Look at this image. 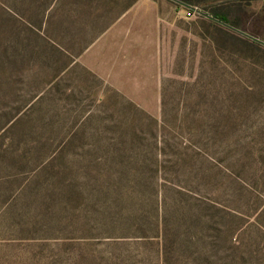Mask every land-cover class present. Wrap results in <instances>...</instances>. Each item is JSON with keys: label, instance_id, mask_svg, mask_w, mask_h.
Wrapping results in <instances>:
<instances>
[{"label": "rangeland", "instance_id": "1", "mask_svg": "<svg viewBox=\"0 0 264 264\" xmlns=\"http://www.w3.org/2000/svg\"><path fill=\"white\" fill-rule=\"evenodd\" d=\"M194 2L0 0V264H264V0Z\"/></svg>", "mask_w": 264, "mask_h": 264}, {"label": "crops", "instance_id": "2", "mask_svg": "<svg viewBox=\"0 0 264 264\" xmlns=\"http://www.w3.org/2000/svg\"><path fill=\"white\" fill-rule=\"evenodd\" d=\"M131 11H129L126 15H124L111 29L113 30L112 31V34H113V39L116 38L117 41L115 42L114 46H118L119 48V53L118 55H120V58L122 59V50L120 51V47L123 46V41H122V37L124 35H122L123 32L125 31H128L130 32L131 31V28H130V22H129V18L131 17ZM136 18V21L138 19V16L135 17ZM135 18L133 21H135ZM110 30V29H109ZM98 42L96 41L95 43H93L91 46H90V49L92 50L93 47L95 45H97Z\"/></svg>", "mask_w": 264, "mask_h": 264}, {"label": "trees", "instance_id": "3", "mask_svg": "<svg viewBox=\"0 0 264 264\" xmlns=\"http://www.w3.org/2000/svg\"><path fill=\"white\" fill-rule=\"evenodd\" d=\"M178 1H180L181 3H185L188 6H193V7H198L199 6L198 4H196L194 2L195 0H178ZM223 1H232V0H223ZM229 14H231V13H229L223 7H221V8L220 7H214L212 12H209L207 15L211 16L212 18L217 19V20H219V21H221L223 23H226V24L230 25L229 23L232 24V22L230 20H228V18H226Z\"/></svg>", "mask_w": 264, "mask_h": 264}, {"label": "water", "instance_id": "4", "mask_svg": "<svg viewBox=\"0 0 264 264\" xmlns=\"http://www.w3.org/2000/svg\"><path fill=\"white\" fill-rule=\"evenodd\" d=\"M177 1H178V0H177ZM224 24H226V23H224ZM226 25H228V24H226ZM228 26H230V25H228ZM230 27H232V26H230ZM232 28H234V27H232ZM234 29L240 31L241 33H243V34H245V35H248V36L252 37L253 39H256V40L261 41L260 39L254 37V36H251V35H249L248 33L244 32V31H241V30H239V29H237V28H234Z\"/></svg>", "mask_w": 264, "mask_h": 264}, {"label": "built area", "instance_id": "5", "mask_svg": "<svg viewBox=\"0 0 264 264\" xmlns=\"http://www.w3.org/2000/svg\"><path fill=\"white\" fill-rule=\"evenodd\" d=\"M190 8H194V9H197L198 7H196V8H195V7H190ZM197 10H198V9H197Z\"/></svg>", "mask_w": 264, "mask_h": 264}]
</instances>
